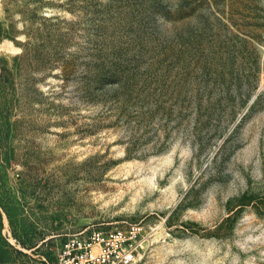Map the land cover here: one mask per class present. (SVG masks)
I'll return each instance as SVG.
<instances>
[{
  "label": "rangeland",
  "instance_id": "1",
  "mask_svg": "<svg viewBox=\"0 0 264 264\" xmlns=\"http://www.w3.org/2000/svg\"><path fill=\"white\" fill-rule=\"evenodd\" d=\"M0 58V264H264V0H0Z\"/></svg>",
  "mask_w": 264,
  "mask_h": 264
},
{
  "label": "built area",
  "instance_id": "2",
  "mask_svg": "<svg viewBox=\"0 0 264 264\" xmlns=\"http://www.w3.org/2000/svg\"><path fill=\"white\" fill-rule=\"evenodd\" d=\"M142 226L92 228L67 239L61 246V264H137Z\"/></svg>",
  "mask_w": 264,
  "mask_h": 264
},
{
  "label": "trees",
  "instance_id": "3",
  "mask_svg": "<svg viewBox=\"0 0 264 264\" xmlns=\"http://www.w3.org/2000/svg\"><path fill=\"white\" fill-rule=\"evenodd\" d=\"M9 74L10 72L8 71V69H6V67H4L3 61L0 58V81H7ZM25 256L28 258V261L25 264H45L44 262L39 263L36 259L32 258L29 255L25 254ZM0 262H2L1 259Z\"/></svg>",
  "mask_w": 264,
  "mask_h": 264
}]
</instances>
